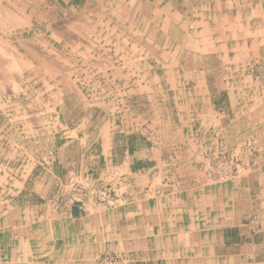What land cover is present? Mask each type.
<instances>
[{"label":"crops","instance_id":"obj_1","mask_svg":"<svg viewBox=\"0 0 264 264\" xmlns=\"http://www.w3.org/2000/svg\"><path fill=\"white\" fill-rule=\"evenodd\" d=\"M200 2L201 42L214 27L216 56L230 71L205 69L186 94L197 93L200 110L209 103L224 141L250 145L241 155H264V0ZM112 120L93 114L74 126L71 143L93 129L96 150L71 145L40 155L24 179L27 166L0 174V264H264V166L247 168L233 186L211 187L202 173L189 166L181 174L172 162L189 153L163 155L142 143L122 150ZM119 176L125 183L114 182ZM103 182L115 183H107L111 204L96 200Z\"/></svg>","mask_w":264,"mask_h":264},{"label":"rangeland","instance_id":"obj_2","mask_svg":"<svg viewBox=\"0 0 264 264\" xmlns=\"http://www.w3.org/2000/svg\"><path fill=\"white\" fill-rule=\"evenodd\" d=\"M200 3L0 0L3 180L10 170L17 172L25 166L28 168L20 179L26 178L43 162L40 155L71 152V145L96 150L93 129L82 133L81 144L79 140L71 143L76 135L74 126L93 114L102 122L112 116L114 140L121 143L122 150L128 145L134 153L142 143L160 147L163 155L189 153V160L172 162L182 167L178 168L181 174L189 166L202 173L211 187L233 186L247 168L264 166V155L240 154L249 144L238 147L221 138L209 103L200 110L197 93L186 94L188 88L199 87L205 69L215 75L230 71V66L222 69L216 56L211 39L214 27L204 31V48L184 46L185 37L196 46L202 44ZM238 70L246 68L241 65ZM202 115L208 118L207 123L201 120ZM185 130L191 131L190 144L181 139ZM100 147L108 150L110 138ZM114 182L125 183L121 176ZM114 182H103L105 186L95 192L98 202L112 203L114 191L107 183Z\"/></svg>","mask_w":264,"mask_h":264},{"label":"bare ground","instance_id":"obj_3","mask_svg":"<svg viewBox=\"0 0 264 264\" xmlns=\"http://www.w3.org/2000/svg\"><path fill=\"white\" fill-rule=\"evenodd\" d=\"M108 10V9H107ZM98 23V22H97ZM100 25V24H99ZM142 31V30H141ZM90 33V32H89ZM90 34H92V33H90ZM121 37V36H120ZM107 41V40H106Z\"/></svg>","mask_w":264,"mask_h":264}]
</instances>
